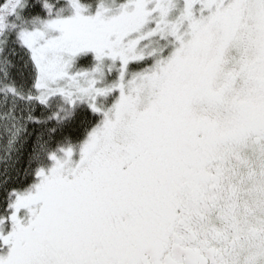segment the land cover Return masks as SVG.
Here are the masks:
<instances>
[{
  "label": "snow or ice",
  "instance_id": "snow-or-ice-1",
  "mask_svg": "<svg viewBox=\"0 0 264 264\" xmlns=\"http://www.w3.org/2000/svg\"><path fill=\"white\" fill-rule=\"evenodd\" d=\"M0 264H264V0H0Z\"/></svg>",
  "mask_w": 264,
  "mask_h": 264
}]
</instances>
